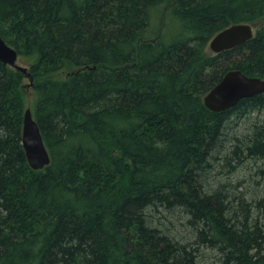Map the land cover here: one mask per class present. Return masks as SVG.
Segmentation results:
<instances>
[{
	"label": "trees",
	"instance_id": "obj_1",
	"mask_svg": "<svg viewBox=\"0 0 264 264\" xmlns=\"http://www.w3.org/2000/svg\"><path fill=\"white\" fill-rule=\"evenodd\" d=\"M239 23L251 40L207 51ZM0 35L33 77L0 63V264H201L204 250L264 264V198L208 181L264 159V118L237 134L264 93L203 104L228 71L264 79V0H0ZM30 90L50 155L37 171L21 145Z\"/></svg>",
	"mask_w": 264,
	"mask_h": 264
},
{
	"label": "water",
	"instance_id": "obj_2",
	"mask_svg": "<svg viewBox=\"0 0 264 264\" xmlns=\"http://www.w3.org/2000/svg\"><path fill=\"white\" fill-rule=\"evenodd\" d=\"M254 33L255 27L251 24L230 25L212 37L208 49L214 54H219L246 43L254 37ZM19 60L17 51L0 35V63L24 74L29 85L32 86L33 77L28 67L22 65ZM85 69L90 68L84 67L75 72ZM262 93H264V79L248 77L238 70H231L226 72L220 81L206 93L203 97V104L209 111L220 113L235 107L242 99ZM21 145L28 166L32 170H42L50 164V155L30 108H26L23 113Z\"/></svg>",
	"mask_w": 264,
	"mask_h": 264
},
{
	"label": "rangeland",
	"instance_id": "obj_3",
	"mask_svg": "<svg viewBox=\"0 0 264 264\" xmlns=\"http://www.w3.org/2000/svg\"><path fill=\"white\" fill-rule=\"evenodd\" d=\"M164 39L167 42L174 36L176 23L171 19L165 21ZM159 25L157 21V15L153 18L151 24V31L158 33ZM209 52V50L207 49ZM25 65L24 63H22ZM33 91L27 95V107L33 102ZM258 115L251 116L248 120L245 119V123L239 124L237 134H243L246 132V128L250 123H253L257 118L263 119L264 117H257ZM209 184H225L232 193V196L244 198L245 200L252 201L260 198H264V159L263 160H244L235 171L229 172L228 168L218 167L209 177ZM162 216H166L162 215ZM156 218H161V214L155 215ZM167 217V216H166ZM172 224H167L170 227L171 232L181 240H190L191 234L188 227L180 225L176 218H169ZM201 264H212L214 253L208 250L203 251Z\"/></svg>",
	"mask_w": 264,
	"mask_h": 264
},
{
	"label": "bare ground",
	"instance_id": "obj_4",
	"mask_svg": "<svg viewBox=\"0 0 264 264\" xmlns=\"http://www.w3.org/2000/svg\"><path fill=\"white\" fill-rule=\"evenodd\" d=\"M263 94V93H262ZM251 117V116H250ZM261 199V198H260ZM249 205V204H248Z\"/></svg>",
	"mask_w": 264,
	"mask_h": 264
}]
</instances>
